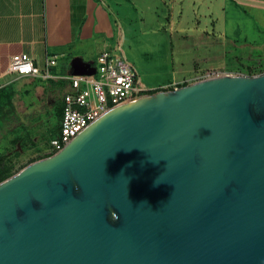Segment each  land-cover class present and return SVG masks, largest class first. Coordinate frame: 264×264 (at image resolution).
I'll return each mask as SVG.
<instances>
[{
	"label": "water",
	"instance_id": "water-1",
	"mask_svg": "<svg viewBox=\"0 0 264 264\" xmlns=\"http://www.w3.org/2000/svg\"><path fill=\"white\" fill-rule=\"evenodd\" d=\"M0 264H264V73L134 96L0 181Z\"/></svg>",
	"mask_w": 264,
	"mask_h": 264
},
{
	"label": "rangeland",
	"instance_id": "rangeland-1",
	"mask_svg": "<svg viewBox=\"0 0 264 264\" xmlns=\"http://www.w3.org/2000/svg\"><path fill=\"white\" fill-rule=\"evenodd\" d=\"M125 3L118 47L140 89L161 84L159 90H170L216 75L264 73V0H217L211 15L204 0ZM42 86L17 78L9 88L23 123L14 121L0 131V157L13 174L55 153L50 140L59 125L52 106L58 95Z\"/></svg>",
	"mask_w": 264,
	"mask_h": 264
},
{
	"label": "crops",
	"instance_id": "crops-1",
	"mask_svg": "<svg viewBox=\"0 0 264 264\" xmlns=\"http://www.w3.org/2000/svg\"><path fill=\"white\" fill-rule=\"evenodd\" d=\"M125 1L136 2L0 0V89H9L13 80L26 78L38 81L43 85V91L56 94L61 99L65 85L62 80H42L6 73L11 55L26 53L40 68L44 67L46 59L55 58L56 64L51 67V73L58 76L68 74L76 58L85 64H93L100 53L120 46L123 32L119 12ZM204 2L208 14L214 13L217 0ZM210 48L209 45L207 49ZM160 85L149 84L147 89H159Z\"/></svg>",
	"mask_w": 264,
	"mask_h": 264
},
{
	"label": "built area",
	"instance_id": "built-area-1",
	"mask_svg": "<svg viewBox=\"0 0 264 264\" xmlns=\"http://www.w3.org/2000/svg\"><path fill=\"white\" fill-rule=\"evenodd\" d=\"M55 64L56 59L50 57L46 59L44 67L40 68L28 54L16 53L11 55L6 70V73L20 77L64 81L58 133L50 140V147L54 152L62 149L109 108L140 95L143 91L136 84L135 70L118 46L100 53L93 64L86 65V69L94 68L92 74L69 72L58 76L51 73V67Z\"/></svg>",
	"mask_w": 264,
	"mask_h": 264
},
{
	"label": "trees",
	"instance_id": "trees-1",
	"mask_svg": "<svg viewBox=\"0 0 264 264\" xmlns=\"http://www.w3.org/2000/svg\"><path fill=\"white\" fill-rule=\"evenodd\" d=\"M57 87L60 85L55 83ZM186 85V83L180 85L183 86ZM159 89H153V90H143L140 92V94L144 93H152ZM15 95V91L9 90V89H0V131L5 127L9 126L11 123L16 121L18 124H23L21 121V117L16 111V108L13 104V97ZM62 108H63V102L60 98L56 97L53 103V109L54 114L57 118V120L60 122L61 114H62ZM59 125L56 127V134L58 133ZM49 156V155H48ZM36 159L32 160L35 161ZM30 161V162H32ZM29 162V163H30ZM28 163V164H29ZM13 173L10 172V169L6 165L5 158L0 157V181L4 180L5 178L11 176Z\"/></svg>",
	"mask_w": 264,
	"mask_h": 264
},
{
	"label": "clouds",
	"instance_id": "clouds-1",
	"mask_svg": "<svg viewBox=\"0 0 264 264\" xmlns=\"http://www.w3.org/2000/svg\"><path fill=\"white\" fill-rule=\"evenodd\" d=\"M115 215V214H114Z\"/></svg>",
	"mask_w": 264,
	"mask_h": 264
}]
</instances>
